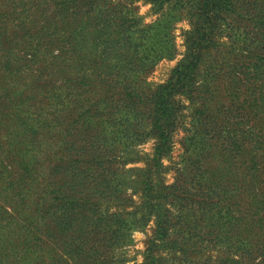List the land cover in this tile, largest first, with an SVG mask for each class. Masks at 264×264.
Listing matches in <instances>:
<instances>
[{
	"label": "trees",
	"instance_id": "16d2710c",
	"mask_svg": "<svg viewBox=\"0 0 264 264\" xmlns=\"http://www.w3.org/2000/svg\"><path fill=\"white\" fill-rule=\"evenodd\" d=\"M49 1L52 2L54 9L60 11L67 12L75 7L78 10L71 13L69 18L71 23L65 22L68 26L77 27L78 30L70 32L67 40L56 39L51 44L60 49L59 54L68 53L70 57L71 55L79 56L81 44H86L91 50L100 48L103 56L109 51L119 53L129 48L125 54L119 53L118 61L120 62H117L119 65L124 61V66L119 65V69L126 68L122 73L127 75L128 72L129 75L125 78L127 81L117 82L116 87L110 88V93L106 91L103 95L92 98V103L86 106L79 101L72 102L73 112L68 116H74L75 125L70 123L62 131L69 133L68 127H70L73 133H70V136L64 135L65 138H59L60 146L65 145L63 149L56 144L60 148L59 152L63 153L61 158L63 163L61 160L57 162L56 153H54V159L51 156V164L45 173L50 183L43 186V198L38 207L34 211L30 209L24 200L19 198L23 191L19 192V188L14 187L13 183L10 184L11 187H0V193L9 189L8 206L11 209L10 214L14 215L11 220H20V217L27 215L28 210L33 211V218L41 220L38 230L41 229L43 240L41 239L39 243L44 249L55 253L56 258L51 259L54 264H110L113 260V262L119 260V264H124L120 260V250L129 239L130 231L138 224L145 226L152 218L156 221L155 232L147 242L145 259L141 264H174L178 261L182 264H189L187 260L189 253H203L211 247V239L209 246H204L202 237H198L200 241H197L193 240L194 234L184 235L180 217L189 213L188 218L196 219L200 210L202 213L209 212L212 206L216 207L220 203L222 205L216 214L217 221L223 224L228 218L227 209L230 203L237 199V196L236 198L225 196L219 198L218 202V198H213L216 196H211V193H203L200 190L201 193L198 195L185 186L186 181H181L180 176L185 174L179 172L181 168L173 184L163 183L165 168L161 159L168 154L172 135L180 120L185 117L181 113L182 102H188V106L190 104L193 106L194 101L200 99L196 102L197 107L193 106L196 107L193 114L194 117L198 115L194 118L196 127L199 130L204 128L199 132L195 130L189 138L190 142L185 146V153L191 156L188 158V166L192 169V181L197 183L198 180H205V183L210 186L208 182L211 179V160L213 155L218 153L214 146L215 140H212L211 136L217 135L220 137L217 141L221 143L218 147L224 151L226 158H231V153H234L240 157L239 161L242 164L247 165L248 162V167H245V172L248 174L252 175L259 170L257 175H250L249 179L244 177L242 181L239 180L241 182H238L243 186L248 180L249 184L253 182L256 186L260 181V185L263 186L259 190L256 187V191L250 193L251 197H249L252 199L251 205L254 208L260 205L264 208V180L258 177L260 171L264 173V133L250 137L248 130L238 128L245 122L249 124L247 126L250 131L255 127H258L259 131L264 129V119L261 117V113H264V92L255 93L251 89L246 90V95L238 105V108L242 107V112L239 113L240 121H237L235 127H231L224 109L213 112L215 104L212 103L214 97L210 92V86L212 88L214 83L211 78L203 80L200 74L202 72H199L206 55L210 54H216L226 67H228L227 63L236 61L235 65H232L234 66L232 72L240 71L244 75H246L245 72H258L261 67H264V37L261 36L264 33V3L262 0H140L159 8H163L166 4L180 3L185 6L184 9H187V15L193 19L190 30L185 36L184 57L177 62L170 78L164 84L153 86V88L140 78L143 72L149 69L152 58L155 57L153 45L158 35L152 33L150 27L136 31L135 33H141L137 36L133 31H127L125 21L127 13H122L110 6L109 0ZM126 1L133 3L138 0ZM84 8L87 12L90 11L89 16L83 10ZM117 13L123 15L118 18L119 25L116 28L117 25L112 23V20L118 17ZM250 22L253 24L252 27L249 26ZM221 36L225 37L228 42L225 51L219 50ZM65 44H69L68 51ZM167 50L166 46L165 51ZM137 74L140 82H137ZM238 82L241 83V80ZM248 82L245 80V84L248 85ZM202 90L205 92L197 98L195 95ZM113 96L114 100H111ZM233 98L240 99L237 94ZM101 104L104 105L100 106ZM114 108L126 112L124 124L115 125L116 129L113 132L116 134L113 139L118 138L123 150L121 151L123 161L118 163L116 167L118 170L112 168L111 163L115 159H109L110 154L104 158L99 152L101 150L111 151L107 147L108 144L104 147L105 143L101 140L108 120L109 124L115 120L112 112ZM147 108L148 111H146ZM145 114H148L150 120ZM98 115L101 121L97 120ZM105 116L106 118H103ZM251 122L253 124H250ZM144 135L154 136L157 144L150 160L145 163V167L134 169L133 176L136 178L137 171L139 189L143 197L140 205L141 213L137 214L126 211L127 202L132 203L125 193L131 187L127 184L131 170H124V166L136 161L128 160L127 157L134 153L137 154L134 148L143 142ZM86 140L87 143H85ZM41 143L42 140L37 146H41ZM43 147L47 148L44 144ZM123 154L127 157H123ZM58 164L67 165V167L77 165L78 167L74 168L77 169V176L88 171L81 167L85 165L96 171V179L103 180L108 175L111 178L107 179V183H96L91 188L84 184H59L54 182L55 174L60 167ZM104 164L108 167L104 168ZM228 170L229 166L225 168L226 177ZM8 172L14 175L17 181L23 179L22 176L25 173L20 167H15ZM192 189L199 190L200 187L194 186ZM261 190L263 193L259 194ZM109 203H113L115 212L109 213V206H107ZM175 207H178L176 213L174 212ZM232 207L236 208V205ZM137 215L139 218H130L137 217ZM178 221L181 223L179 227ZM43 222L45 223L42 226ZM258 222L264 227V216ZM242 225L243 223L240 224ZM250 241L249 244L244 242L237 244V249L242 250L239 256L234 255L237 251L232 247L225 246L219 263L264 264V233ZM53 242L56 243L55 246H52ZM60 242L64 244L66 258L56 251ZM49 243L51 246L47 245ZM164 253L171 256L168 259L170 263L165 256L163 257ZM242 253L245 254L244 259H242ZM197 264H211V260L208 259L205 263L197 262Z\"/></svg>",
	"mask_w": 264,
	"mask_h": 264
},
{
	"label": "rangeland",
	"instance_id": "374dc122",
	"mask_svg": "<svg viewBox=\"0 0 264 264\" xmlns=\"http://www.w3.org/2000/svg\"><path fill=\"white\" fill-rule=\"evenodd\" d=\"M262 2L264 3V0ZM0 3V10H2L0 11V187H11L10 184L13 183L14 187L19 188V192L23 191L19 198L24 200L25 204L34 211L43 198V186L50 183L45 177V173L51 164V156L53 159L56 156L57 162L61 160L63 163L61 159L63 153L59 151L65 145L60 146L59 138H65L64 135L70 136V133H73L70 127H68L69 133L62 131L75 120L74 116H68L73 112L72 102L79 101L86 106L88 103H92V98H96L100 94L103 95L106 91L109 92L110 88L116 87L117 82L127 81L125 79L129 75L127 70V75L122 73L126 68L119 69V65L124 66V61L119 65L117 62H120L118 61L119 53L125 54L129 48L125 52L121 50L119 53L109 51L103 56L100 48L91 50L86 44H81L79 56L71 55L70 57L68 53L59 54L60 49L51 46V44L56 39L67 40L70 32L78 30L72 24H70L72 26L66 24L71 23L69 18L73 11H78L76 7L67 12L60 11L54 9L49 0H0ZM109 5L122 13H127L125 16L127 31H133L135 36L141 34L135 33L136 31L147 29V27H150L152 33H157L158 37L153 45L155 57L152 58L149 69L145 70L140 78L147 84L149 83L152 88L164 84L186 51L185 36L190 30L193 19L187 15L185 6L180 3L176 5L171 3L159 8L140 0L133 3H128L126 0H109ZM122 13H117L118 17L112 20V23L117 25L116 28L119 25L118 18L123 15ZM86 14L89 16L90 11H86ZM132 18L137 20L134 21ZM249 26L252 27L253 24L250 22ZM250 27L249 30H251ZM261 36L264 37V33ZM219 43V50L225 51L228 44L227 39L221 36ZM65 45L68 51L69 44ZM166 46L168 47L167 51H165ZM235 62L227 63L228 67H226L216 54H210L206 55L205 62L199 71L202 72L200 74L203 76V80L211 78L214 83L212 88L210 86V92L214 97L212 103L215 104L213 112L224 109L231 127H235L237 121H240L239 113L242 112V107L238 108V105L246 95V90L251 89L255 93L264 92V67H261L258 72H245L246 75H244L240 71L232 72L234 67L232 65H235ZM136 78L137 82H140L138 74ZM101 80L102 82H100ZM238 80H241V83ZM245 80L249 81L248 85L245 84ZM203 92L205 91H199L195 96L198 98L203 95ZM235 94L240 98L239 100L233 98ZM111 100H114V96ZM197 100L200 99H196V102ZM196 102L194 101L193 106L197 107ZM182 103L181 113L185 117L180 120L172 135L168 154L161 159L165 168L163 183L173 184L178 170L181 168L182 170L179 172L185 173L184 176H180L181 181H186L185 186L196 194L199 195L201 191L211 193V196H216L213 198H218V202L219 198L225 196L228 198L237 196V199L230 203V207L227 209L228 218L223 224L217 221L216 212L222 205L220 203L216 207L212 206L209 212L202 213L200 210L196 219L188 218L189 213L180 217L184 235L194 234L193 240L197 241H200L198 237H202L204 246H209L211 239V247L203 253L191 254L188 252L190 255L187 259L189 264L205 263L208 259L211 260V264H221L219 259L224 253L225 246L232 247L237 251L234 255L239 256L238 254L242 250L237 249L238 243L249 244L251 243L250 239L264 233L263 225L258 222L264 216L263 205L254 208L251 205L252 199H250V193H254L256 187L259 190L263 185H260L259 181L255 186L253 182L249 184L248 180L245 185H240L239 182L243 180L242 178L249 179L254 174L257 175L259 170L252 175L248 174L245 172L248 162L247 165L242 164L239 161L240 157L234 153H231V158H226L224 151L218 147L221 143L217 141L220 138L217 135L211 136L212 140H215L214 146L218 151L211 160V179L208 182L211 187L205 183V180H198L197 183L192 181V169L188 166V158L191 156L189 153H185V146L190 142L189 138L192 133H195V130L199 132L204 128L199 130L196 127L194 118H197L198 115L196 114L194 117L193 114L196 107L194 108L191 104L188 106V102ZM148 110L147 108L146 111ZM112 112L115 120L110 124L108 120L101 140L105 143L104 147L108 144L107 147L111 151L101 150L99 152L103 154L104 158L110 154L109 159H115L111 163L112 168L118 170L116 167L119 162L123 161L121 158L123 150L122 143L118 141V138L113 139L116 135L113 132L116 129L115 125L124 124L126 112L118 108L112 109ZM145 116L150 120L148 114ZM261 117L264 119V113H261ZM97 120L101 121L100 115L97 116ZM73 124L75 125V123ZM247 125L249 124L244 122L238 128L248 130L251 134L250 137L264 133V129L259 131L258 127L250 131ZM142 139L143 142L134 148L137 154L134 153L129 157L123 154V157L129 158L128 160H136L124 166V170H131L127 184L132 187L125 191L127 199L132 200V203L126 201L128 204L126 211L137 214L141 213L140 205L143 197L139 189L137 171L136 178L133 176L134 169L145 167V163L150 160L157 144L154 136L146 137L144 135ZM40 140H42V145L37 146ZM43 144L47 148H44ZM54 153H56L55 156ZM58 165L62 167L58 168L54 182L59 184H84L91 188L96 183H107V179L111 178L106 173V179L98 180L96 171L85 165L81 167L88 171L78 176L76 175L77 169H74L77 165L71 167ZM228 166L226 177L225 168ZM15 167H20L25 172L22 176L23 179L17 181L16 177L8 172ZM107 167V164H104V168ZM258 177L260 180H264L263 171L259 172ZM194 186H199L200 189H192ZM253 186L255 187L250 189ZM8 193L9 189L0 193V264H54L51 259L56 258L55 253L44 249L39 243L41 239L43 240L41 229L38 230L41 220L32 217V210H28L27 215L20 217V220H11L14 215L10 214ZM260 193H263V190L259 191ZM233 205H236V208L232 207ZM107 206H109V213L116 211L113 208V203H109ZM225 209L223 210L225 211ZM174 210L176 213L178 207H175ZM186 210L187 208L184 209V212ZM130 218H139V215ZM180 221H178V227L181 225ZM155 222L152 218L145 226L138 224L130 231L129 239L120 250L122 263L141 264L144 262L147 242L155 232ZM241 223H243L242 226H240ZM47 245L51 246V243ZM55 245L56 243L53 242L52 246ZM56 251L60 256L66 258L62 242L59 243ZM164 256L167 261L171 258L169 254L164 253ZM241 256L242 259L245 258V254L242 253ZM113 261L110 264H119V260ZM179 263L182 264L181 261L174 264Z\"/></svg>",
	"mask_w": 264,
	"mask_h": 264
}]
</instances>
